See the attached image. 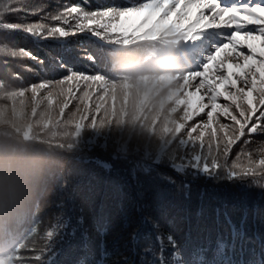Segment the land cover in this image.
Listing matches in <instances>:
<instances>
[{"label":"trees","instance_id":"obj_1","mask_svg":"<svg viewBox=\"0 0 264 264\" xmlns=\"http://www.w3.org/2000/svg\"><path fill=\"white\" fill-rule=\"evenodd\" d=\"M146 2L0 0V132L65 161L50 197L0 225V240L18 246L14 264H264V173L209 157L195 121L167 118L169 101L142 83L145 51L112 49L136 32L123 16ZM78 4L127 12L104 17L99 35L85 22L82 34L60 36ZM68 68L89 78L61 83Z\"/></svg>","mask_w":264,"mask_h":264},{"label":"snow or ice","instance_id":"obj_2","mask_svg":"<svg viewBox=\"0 0 264 264\" xmlns=\"http://www.w3.org/2000/svg\"><path fill=\"white\" fill-rule=\"evenodd\" d=\"M160 2L161 0H147L149 5ZM69 12L72 17L79 13V19L71 32L60 27L55 29L62 37L74 35L77 31L82 34L85 22H88L87 30L90 34L99 35L95 26L99 24L103 27L101 22L104 17L126 14L127 10L114 5L93 10L78 4L73 5ZM233 15L235 19L225 20L223 24H215L214 27L234 29V35L223 45H219L208 58L209 63L192 76L193 87L187 92L193 104L189 109L192 113L189 121H195L190 123L191 134L196 137L195 144L207 152L209 157L215 156L217 161L227 158L230 165L234 163L236 171L255 175L258 172L264 173V143L249 146L253 144L251 137L254 134H264L261 131L264 130V89L253 88V84L260 79L254 66L264 65V43H260L264 42V2L249 3L243 10H234ZM68 22L69 20L63 21L65 24ZM257 43H260L259 47ZM225 49H230L233 57L218 59ZM245 61L250 65L247 69L243 67ZM213 68L215 81L227 85L226 87L206 88L200 82ZM73 75H78L81 79L89 78L85 73H76V70L68 68L66 76L61 77L60 82L71 79ZM40 86L48 85L41 82ZM73 92L78 93L79 90L73 89ZM209 120L214 122L216 135L212 134L213 125L209 124ZM204 126H208L209 131L201 138L198 133ZM246 140L249 141L247 145L244 143ZM213 166L219 167V163Z\"/></svg>","mask_w":264,"mask_h":264},{"label":"clouds","instance_id":"obj_3","mask_svg":"<svg viewBox=\"0 0 264 264\" xmlns=\"http://www.w3.org/2000/svg\"><path fill=\"white\" fill-rule=\"evenodd\" d=\"M65 161L44 143H31L0 132V225L27 217L51 195Z\"/></svg>","mask_w":264,"mask_h":264},{"label":"rangeland","instance_id":"obj_4","mask_svg":"<svg viewBox=\"0 0 264 264\" xmlns=\"http://www.w3.org/2000/svg\"><path fill=\"white\" fill-rule=\"evenodd\" d=\"M264 2V1H263ZM205 0H178L177 6L178 8L182 9V15H184V17H186V19L188 21L193 22V20L197 19V12L195 13V11L197 9H202L201 11H203V5L205 4ZM261 3V2H259ZM208 8H206V12L208 15V17H211L213 19H215L216 24H223V22L225 20L228 19H235V16L233 15V12L235 9H221L218 4H214L212 3L209 4L208 3ZM246 6H244L245 8ZM242 8V9H244ZM237 10H241L238 9ZM204 12V11H203ZM156 13L155 11L148 13V14H144V13H137L135 14L132 19L130 20V22L128 21V19L125 21V25L124 27H132L133 25L142 22V21H148L150 22L152 19H154L156 17ZM188 23H183L181 27H184L185 25H187ZM145 25V24H143ZM152 26H154L152 24ZM168 25H166L167 27ZM169 27V26H168ZM138 29V32H142L145 29H139V27H134ZM133 29V28H132ZM217 30H222L223 33L226 35V40H228L229 37H231L232 35H234L235 30H231L228 27H216ZM262 43V42H260ZM224 44V43H223ZM222 44V45H223ZM258 44V43H257ZM219 46V45H218ZM258 47V46H257ZM217 49V47L211 52L205 56L204 58V62L200 65V69L199 70H195L192 73H190L189 75H185L183 74L182 76H180L177 80V82L175 83L176 85V89H184V90H191L193 87V80H192V76L193 74L199 72L201 70V67L208 64L209 60L208 58L213 54V52ZM233 57V53L230 49H225V51L223 53L220 54V57L218 59H226V58H231ZM249 62L245 61L244 62V69L249 68ZM263 66V65H262ZM259 67V66H258ZM258 67H255V72L259 75L260 77V70L256 69ZM215 71V68L210 69L208 72V76L206 78H201L202 83L205 84L206 88H212V89H216L217 86H219L221 83L220 82H216L213 72ZM174 76H170V78H173ZM260 80V79H259ZM258 80V81H259ZM167 82H162V84H165ZM257 82H255L253 84L256 85ZM227 85L223 86L226 87ZM185 97V95L183 96ZM175 110H176V105L170 110L167 111L166 113V117L173 119V121L175 120V122H181V123H186L188 121V111L186 109L182 110L179 114V116H176L175 114ZM178 137V136H176ZM264 178L261 177L260 181H263ZM15 246L13 245V243H10L9 241L4 242L3 245L0 246V264H11L10 258H11V252L14 251Z\"/></svg>","mask_w":264,"mask_h":264}]
</instances>
